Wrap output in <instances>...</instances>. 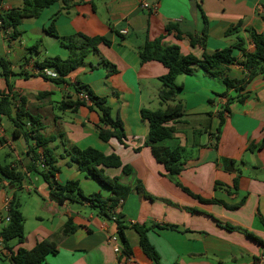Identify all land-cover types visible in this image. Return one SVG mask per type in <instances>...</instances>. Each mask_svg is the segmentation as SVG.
I'll list each match as a JSON object with an SVG mask.
<instances>
[{
  "label": "crops",
  "instance_id": "obj_1",
  "mask_svg": "<svg viewBox=\"0 0 264 264\" xmlns=\"http://www.w3.org/2000/svg\"><path fill=\"white\" fill-rule=\"evenodd\" d=\"M22 1L0 0V7L19 8ZM78 2L69 0L68 4L72 7L65 12L62 0H57L37 19H32L34 31L42 35L35 58L26 57L27 49L21 42L19 51L12 54L7 50L11 56L7 62L12 72L8 78L12 92L26 99L29 112L41 119L44 126L42 134L56 137L48 147L52 149L60 168L55 176L57 184L77 181L84 196H111L109 189L69 164V157L61 144L63 141L80 150L93 148L105 156L115 155L122 165L131 168V173L124 176L121 168H103L104 174L110 178L118 177L122 184L132 188L140 183L151 197L132 192L121 202L118 212L126 225L158 224L170 227L153 228L147 233L160 264H264L261 261L264 246L242 232L245 230L264 243V226L259 220V217L264 220V78L260 75L254 77L242 92L245 100L239 102L234 90H227L221 80L207 76L198 68L191 76H178L176 84L182 89L177 92L176 102L183 106L184 115L174 124V137L156 143L158 147L182 149L181 172L177 179L193 194L227 205L244 201L238 209L229 210L220 204H202L185 194L152 156L150 146L146 145L149 124L141 119L140 111L164 109L158 99L162 87L159 78L167 74V69L154 61L140 64L138 57V49L146 40L160 37L164 44L177 45L182 55L191 54L198 59L203 54L211 55L232 47L238 39L243 41L245 52L251 54L254 45L246 30L264 33V0ZM143 2L156 5V10L142 9ZM201 12L207 22L204 49L198 45L191 46L188 38V35L200 36L203 28ZM25 20L28 19L22 21ZM52 21L60 38L80 33L109 40L111 45L100 44L98 51L115 67L116 73L107 76L103 67L92 70V64L85 62L69 74L67 84L61 86L31 75L27 68L36 61L68 57V50L61 46L59 40L45 33ZM240 22L242 29L239 34L225 37L227 29ZM167 25H174L177 30L167 32ZM122 31L125 34H121ZM0 32L3 34L2 30ZM24 33L9 42L22 40ZM45 44L50 47L49 50L55 48V56H49L46 48L44 53L39 51V46L44 47ZM241 55L238 49H233L235 59L240 60ZM93 56L99 62V57ZM224 75L240 80L244 72L239 65L232 64ZM75 82L87 86L95 96L106 99L112 117L123 124L126 137L123 144L115 138L108 142L99 139L96 132L99 116L96 111H90L86 106H80L76 112L59 110L58 104L66 97L77 100V94L70 92V85ZM3 92L8 91L6 80L0 74V93ZM41 94L47 96H39ZM227 102L228 111L223 112L224 120L215 149L219 113ZM4 122L2 120L0 150L9 148L16 162L7 163L6 159L11 155L5 154L0 165L24 169L29 162L27 151L32 143L23 138H13L11 127ZM249 147L253 150L249 151ZM38 177L41 178L34 173L27 174L21 190L15 194L20 192L24 196L18 199L24 218L25 239L22 244L10 241L6 247L12 252L19 248L31 250L37 243L47 241L56 245V253L47 255L42 264H154L143 253L137 234L130 228L126 230V237L131 256L115 254L110 242L116 234L115 223L97 216L85 201L57 205L49 199L43 180L38 183ZM16 190L6 181L0 182V229L5 203ZM68 220L76 229L72 234L63 236L62 229ZM219 223L241 230L228 231ZM10 257L11 252L3 243L0 244V263L12 264Z\"/></svg>",
  "mask_w": 264,
  "mask_h": 264
},
{
  "label": "trees",
  "instance_id": "obj_2",
  "mask_svg": "<svg viewBox=\"0 0 264 264\" xmlns=\"http://www.w3.org/2000/svg\"><path fill=\"white\" fill-rule=\"evenodd\" d=\"M56 1L57 0H23L19 8H0V30L4 32L7 31L10 40L17 39L22 34L18 30L22 20L37 19L44 9L49 8ZM68 2L69 0H62V10L65 12L72 7ZM81 2L82 0H79L78 3ZM201 16L203 19V28L200 36L194 37L188 35V38L191 46L198 45L204 49L207 22L202 12ZM165 29L167 32L177 30L174 25H167ZM241 29V22L231 26L225 32V37L237 35ZM246 32L254 45V52L251 54L245 52L241 39H238V42L232 47L218 50L211 55L203 54L201 59L191 54L186 56L182 55L177 45L164 44L162 37L153 41L146 40L138 49L140 64L154 61L162 64L167 69V74L159 78L162 87L158 92V99L160 105L164 107V109L156 111L142 109L140 111L141 119L147 121L149 124L146 145L150 146L152 156L157 163L164 167L167 176L185 194L202 204H220L229 210L238 209L243 205L244 201L235 205H227L214 199H203L193 194L189 189L182 186L177 179L181 172L179 163L182 159V149L158 147L156 143L173 138L175 135L174 124L184 115L183 106L179 102H176L177 92L182 89L180 85L176 84L178 76H191L194 74L195 69L198 68L207 76L221 80L227 90H234L238 94L237 98L239 102L245 100V96L242 95V92L254 77L260 75L264 78V33L257 34L252 29H247ZM45 33L59 40L61 46L66 48L69 54L66 59L54 57L45 58L41 62H34V67L39 70L48 69L53 71L55 77H49L42 73L33 76L41 77L55 86L67 84V76L82 67L90 54H95L99 57L97 65H90V69L94 70L101 66L106 70L107 76L116 73L115 67L105 60L98 51V46L100 44L110 46L111 42L109 40L103 37H87L80 33L70 37L60 38L56 34L53 21L49 27L45 29ZM179 38L180 36L177 34V39ZM37 48V45L33 47L35 50H37ZM233 49H238L241 52L242 55L240 60L233 57ZM232 64H237L243 69L244 76L242 79H229L224 75L227 68ZM0 66L2 68L1 77L6 80L8 91L7 93H0V120L1 122L2 120L7 122L11 127L13 138H23L32 143L27 151L29 162L24 169L18 166L0 165V182L6 181L9 186H14L17 190H21L23 183L27 179V174L34 173L39 175L46 184L49 199L57 205H63L68 202L85 201L96 211L97 216L113 221L116 225L115 237L121 248V256H131V247L126 237V230L130 228L137 234L138 244L143 253L154 264H160L159 256L154 247L150 244L147 233L153 228L170 227L158 224H134L127 226L123 220V216L118 212L121 207V202L132 192L147 198L151 197L146 194L140 183H136L133 188L129 187L122 184L118 177L110 178L106 176L103 170V168H121L122 174L127 176L131 173V168L127 165H122L119 158L115 155L105 156L93 148L80 150L63 141L61 144L69 157V164L75 165L79 172L85 174L100 186L109 189L111 196L108 198H103L99 194L84 196L81 193L77 181H68L64 185L57 184L55 176L60 168L56 164L57 160L53 155L52 149L48 147L51 142L55 141L56 137H45L42 134L44 126L41 119L29 112L26 99L18 97L11 90L12 88L8 82V78L12 75V72L8 67V62L0 59ZM71 86L75 94H86L90 101V105L84 101L78 99L72 101L69 97H66L58 104L59 110L64 111L70 109L72 112H76L80 106H86L90 111H96L99 116V123L96 126L99 139L103 142H108L111 138H115L119 143L123 144L126 140L123 124L118 118L112 117L106 99L95 96L87 86L81 85L78 82L71 84ZM39 96H47V94H41ZM170 103L175 104L171 105ZM226 111H228V102L224 105L223 111L219 113L220 122L217 128V135H215V149H217L220 128L224 120L223 112ZM248 150L251 151L253 149L249 147ZM6 217L8 218L7 222H5L2 217L0 238L3 240V246L11 252L10 260L12 264H42L47 255L56 253V245L47 241L37 243L31 250L19 248L15 253L6 247L12 240H16L19 244H22L25 239L23 227L24 218L20 211V204L15 193L11 199L8 200ZM259 220L264 226V220L260 217ZM219 225L228 231L241 230L228 224L219 223ZM75 229L76 227L72 224L71 220H68L62 229V235L67 236L72 234ZM242 232L249 239L264 246V243L253 234L245 230H242Z\"/></svg>",
  "mask_w": 264,
  "mask_h": 264
},
{
  "label": "rangeland",
  "instance_id": "obj_3",
  "mask_svg": "<svg viewBox=\"0 0 264 264\" xmlns=\"http://www.w3.org/2000/svg\"><path fill=\"white\" fill-rule=\"evenodd\" d=\"M33 20L32 19H28V20H25V21H22L21 22V25L20 27H18V30L22 33V32H26L24 33L22 36V40L19 39L18 42H15V43H10L7 39V35H5L4 31L3 34L0 32V59H3L5 61H8L10 59L11 56H9V54H7V50L10 51V53H15L17 51H19L18 47H19V42H21L22 46H24L27 51H26V57H33L35 58V49H33V47L35 45H39V39L42 37V35L36 31H34V28H33ZM57 47H59L57 45ZM44 48H46L47 50H49L50 47H48L47 44H45L44 47L42 46H39V51H41L42 53H44ZM55 51V48H52L51 50L48 51V54L49 56H55L54 54ZM98 60L93 56V54H90L87 58H86V63H91L92 65H97V62ZM2 72V68L0 66V74ZM70 92L71 93H74V90H73V87L70 85ZM56 111V110H54ZM58 113V111H56ZM5 124L7 122H4ZM5 154H10L11 157L10 158H7L6 161L7 163L9 162H16L15 158L12 156V152L9 148H3L0 150V163H3L2 161L4 160V155ZM37 177V176H36ZM35 183V182H34ZM38 183H42V179L38 177ZM17 191H20V190H16L15 191V194ZM18 195V196H17ZM16 197H17V200L19 201L18 198H23V194L22 193H17ZM2 264V263H0Z\"/></svg>",
  "mask_w": 264,
  "mask_h": 264
},
{
  "label": "built area",
  "instance_id": "obj_4",
  "mask_svg": "<svg viewBox=\"0 0 264 264\" xmlns=\"http://www.w3.org/2000/svg\"><path fill=\"white\" fill-rule=\"evenodd\" d=\"M0 8H1V7H0ZM141 8H142V9H145V10H148V11H150V12H154V11L156 10V5L151 6V5H149V4L145 3V2H143V3L141 4ZM1 9H6V7H3V8H1ZM4 33H5V35H7V39H8V41H9L10 39L8 38V32L6 31V32H4ZM121 34H125V31H122ZM27 70L29 71V73H30L31 75H38L39 73H42V74H44V75H46V76H49V77H55V74H53L50 70H48V69L39 70L38 68L34 67L33 65L30 66L29 68H27ZM25 71H26V69H25ZM77 99H78V100H81V101H84V102H86L87 104L90 105V101H89L87 95L84 94V93H79V94H77ZM2 132H3V125H2V122H1V120H0V136H1ZM7 204H8V201L5 203V208H4V216H3V220H4L5 222L8 221V218L6 217V213H7ZM110 242H111L112 245H113V251H114V253L120 255V254H121V248H120V246L118 245V242H117L116 237H115V236H114V237H111V238H110ZM2 243H3V240H2V238H0V244H2ZM261 261H262V263H264V253H263V255L261 256Z\"/></svg>",
  "mask_w": 264,
  "mask_h": 264
}]
</instances>
